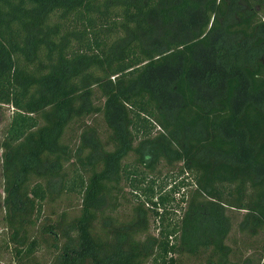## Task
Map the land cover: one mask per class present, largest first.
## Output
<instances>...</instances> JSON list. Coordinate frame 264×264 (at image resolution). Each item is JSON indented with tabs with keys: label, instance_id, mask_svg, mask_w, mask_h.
I'll list each match as a JSON object with an SVG mask.
<instances>
[{
	"label": "trees",
	"instance_id": "1",
	"mask_svg": "<svg viewBox=\"0 0 264 264\" xmlns=\"http://www.w3.org/2000/svg\"><path fill=\"white\" fill-rule=\"evenodd\" d=\"M3 105L14 264H264V0H0Z\"/></svg>",
	"mask_w": 264,
	"mask_h": 264
},
{
	"label": "rangeland",
	"instance_id": "2",
	"mask_svg": "<svg viewBox=\"0 0 264 264\" xmlns=\"http://www.w3.org/2000/svg\"><path fill=\"white\" fill-rule=\"evenodd\" d=\"M11 116H12V108L10 106L3 105L1 108V112H0V145H1V141L3 140V138L6 134V129L8 127V123L11 119ZM93 118L96 120L95 122L96 123L98 122V124L100 125V130L103 131L104 125L101 121V117L96 115ZM91 120L92 119H89L88 121H91ZM76 135H77V133L74 130L67 129L65 131L66 138L67 139L70 138V143L73 145L76 141ZM1 153H2V149L0 147V156H1ZM2 184H3V177H2V167H1V160H0V264H14L11 251L9 250L8 245H7L6 230H5V226H4V222H3L4 211L1 207V200L4 196V193L2 192ZM125 191H127V188ZM175 197L178 198L177 195H175ZM78 201H79L78 197L76 195H74L73 196V203L76 204ZM171 205H172V208L175 207L173 212L176 214V216H179L182 212L181 208H182L183 202L181 203V208L174 206L172 203H171ZM241 212H242V210L238 212V211L233 210V209H228V213L231 214V216H232L231 219L233 222L232 228H231V230H230V232L226 238V241H228V243H230L231 248L234 250L230 254L231 260L236 259V258H234V256H231L232 254L235 256L237 255L239 258H241L245 254H249V252H251L252 245L253 246L258 245L259 240L264 241V233L258 234V236H254V237H247L243 233L238 232L236 224L238 223L237 221L240 217ZM151 231L153 233H156V229L154 228L153 224L151 225ZM249 245L251 247H249ZM146 264H149V263L147 262ZM185 264H196V262L187 261V263H185Z\"/></svg>",
	"mask_w": 264,
	"mask_h": 264
}]
</instances>
